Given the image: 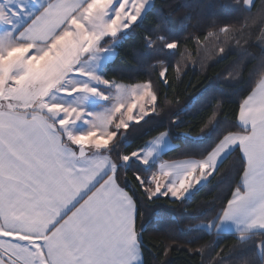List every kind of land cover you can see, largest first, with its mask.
Returning a JSON list of instances; mask_svg holds the SVG:
<instances>
[{
	"label": "snow or ice",
	"instance_id": "1",
	"mask_svg": "<svg viewBox=\"0 0 264 264\" xmlns=\"http://www.w3.org/2000/svg\"><path fill=\"white\" fill-rule=\"evenodd\" d=\"M212 6L240 16L227 22L206 16L208 0H168L165 11L155 0H0V264H165L184 242L153 206L165 197L182 204L196 185L219 177V160L231 149L239 153L238 178L214 212L184 225L210 237L187 250L199 254V264H264V0ZM142 20V39L125 56L119 34ZM212 36L217 45L201 65L202 78L185 84L200 63L189 66L186 46ZM115 57L134 61L145 75L124 80L98 71ZM221 57L230 60L214 76L220 87L241 81L248 87L234 108L209 90L205 118L178 129L198 136L227 118L206 151L166 155L175 145L165 128L116 154L120 130L146 116L169 115L175 125L179 117L171 114L199 92ZM91 97L108 106L87 110ZM81 121L88 128L77 132ZM135 161L151 168L149 175L132 173L142 202L126 186ZM226 228L234 229L232 243L217 248ZM143 238L158 259L147 258Z\"/></svg>",
	"mask_w": 264,
	"mask_h": 264
},
{
	"label": "trees",
	"instance_id": "2",
	"mask_svg": "<svg viewBox=\"0 0 264 264\" xmlns=\"http://www.w3.org/2000/svg\"><path fill=\"white\" fill-rule=\"evenodd\" d=\"M168 0H155L158 10L165 11L164 5ZM174 2V0H173ZM198 3H205L206 0H197ZM220 3V0H208V7L203 10V14L216 15L223 21H234L239 18L240 12L235 8H225L223 6L213 7L212 5ZM197 9L196 12H200ZM244 24L241 21L240 25H237L239 29ZM146 26L145 21H140L136 26L130 28L126 32V36L121 39L118 50H122L125 56H129L130 49L136 47L142 37L141 30ZM122 38L123 36L120 35ZM220 39H225L221 36ZM207 47H204V45ZM217 37L212 36L210 38L205 37L200 40L199 44L195 41L192 45L186 46L188 53L189 66H192L194 60L200 61L195 64L196 71L189 72L184 77L185 84L187 81L192 84L197 83L198 78H202L204 74V67L202 64H206L209 53L216 47ZM172 56V53H169ZM230 57H221L214 62L210 68L207 69V75L210 78H204L201 85H198L199 92L186 99L183 107L173 112L171 115L178 116L179 119L175 125L171 124L169 115L156 116L155 114L146 116L139 124H130L129 128L125 131L120 130L119 139L116 141V154L120 152H130L138 144L142 143L148 137L154 135L156 132L165 128L169 129L171 141L175 147L166 151L167 154H173L177 150H187L193 154H199L206 151L216 140L219 134L230 121L227 118H220L214 122L213 125L205 129L200 135L192 136L180 132L178 129L185 126L188 123L193 125L198 124L205 118L208 105L206 103V94L209 90H215L220 95L228 99V105L230 108H234L237 103V98L243 95L247 91L248 82L241 81L238 84L231 85L225 83L223 87H220V82L215 79V74L221 71L229 62ZM102 73L108 76H115L124 80H134L145 75L144 71L137 67L135 62L129 63L123 57H115L111 62L105 65L102 69ZM179 87L183 89L184 84H180ZM106 89V88H104ZM239 153L238 149H232L227 156L218 164V168H223L224 171L217 178L210 177L201 186L195 189L185 201L180 204H172L168 202V198H161L153 207L163 210V219L174 224L177 228V239L184 242L183 245H179V248L174 247L171 254L167 257L165 264H199L201 257L199 254H189L188 247H196L198 243H203L209 240L210 237L204 228H197L193 232L185 230L184 225L190 221L199 219L203 216L210 215L212 212L223 203L225 197L230 194V189L235 183L237 172L239 168ZM128 176L131 179L126 180V186L134 197L142 202L143 193L139 191V186L135 182L132 173H138L142 176L149 175L151 168L145 165H141L138 161L130 162L127 166ZM214 197L211 203L197 207V204L201 200H208ZM161 217H153V231L158 229L155 225L159 223ZM148 231L147 226L145 232ZM234 238V233H222L217 238L216 247L220 245L231 244ZM143 250L149 260L158 259L160 252L155 249L150 240L142 239ZM211 252L205 254L204 259L207 260Z\"/></svg>",
	"mask_w": 264,
	"mask_h": 264
},
{
	"label": "rangeland",
	"instance_id": "3",
	"mask_svg": "<svg viewBox=\"0 0 264 264\" xmlns=\"http://www.w3.org/2000/svg\"><path fill=\"white\" fill-rule=\"evenodd\" d=\"M128 30V29H127ZM127 30H124V32H122V33H120L119 34V36L120 35H122L123 37L121 38V39H123L125 36H126V32H127ZM121 39H120V41H121ZM120 43V42H119ZM114 58H109V59H107V60H105L101 65H100V67H99V69H98V71H100V72H102V69H103V67L105 66V65H107L109 62H111L112 60H113ZM75 79H82V78H80V77H74ZM91 86H94V87H99L101 90H105L106 91V89H104V88H106V86H104V85H96L95 83H93ZM61 98L63 99L64 97L63 96H61ZM70 99V98H69ZM108 106V103L106 102V101H103V100H101L99 97H91V98H89V100H88V102H87V105H86V109L87 110H89V111H100V110H102L103 108H106ZM78 127L77 128H75L74 130L75 131H77V132H82V131H86L87 130V128H88V125L86 124V123H84V122H78ZM122 131H124V130H122ZM173 143V142H172ZM173 145H174V143H173ZM171 149V148H170ZM167 150H169V149H167ZM166 150V151H167ZM227 153L228 152H226L225 154H223L222 155V157L220 158V160H219V163L227 156ZM218 163V164H219Z\"/></svg>",
	"mask_w": 264,
	"mask_h": 264
},
{
	"label": "crops",
	"instance_id": "4",
	"mask_svg": "<svg viewBox=\"0 0 264 264\" xmlns=\"http://www.w3.org/2000/svg\"><path fill=\"white\" fill-rule=\"evenodd\" d=\"M232 150V149H231ZM231 150H229L228 151V153L231 151ZM227 153V154H228ZM210 178V177H209ZM208 178V179H209ZM207 181V180H206ZM206 181H202L200 184H198V185H196L195 186V188L188 194V196L187 197H189L190 195H191V193L195 190V189H197L199 186H201L204 182H206ZM222 233H234V229H231V228H226Z\"/></svg>",
	"mask_w": 264,
	"mask_h": 264
}]
</instances>
